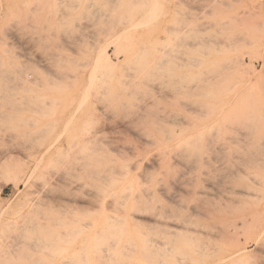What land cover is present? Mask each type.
<instances>
[{"label": "rangeland", "instance_id": "rangeland-1", "mask_svg": "<svg viewBox=\"0 0 264 264\" xmlns=\"http://www.w3.org/2000/svg\"><path fill=\"white\" fill-rule=\"evenodd\" d=\"M239 250L264 264V0H0V264Z\"/></svg>", "mask_w": 264, "mask_h": 264}, {"label": "bare ground", "instance_id": "bare-ground-1", "mask_svg": "<svg viewBox=\"0 0 264 264\" xmlns=\"http://www.w3.org/2000/svg\"><path fill=\"white\" fill-rule=\"evenodd\" d=\"M107 58H106V55L104 54H101V56L99 57V60L100 61H105ZM262 148H263V146H262ZM260 151H261V148H260ZM263 151V150H262ZM4 210V209H3ZM2 210V211H3ZM5 212V211H4ZM121 222L122 223H124V225H125V228H124V230H123V234H122V237L124 238V239H127V240H135V239H139L140 238V233L139 232H136V230H134L130 225H129V222H127V217H121ZM105 229H107V228H104V230ZM189 253V252H188ZM225 253V252H224ZM228 253V252H227ZM238 253V254H237ZM243 252L242 251H236V255L238 256V259H237V256H235V258L237 259V263H234L235 261V259L233 260V259H231L232 261H233V263L234 264H244L245 262L244 261H242V259L244 258V254H242ZM222 254H223V251H222ZM191 255V254H190ZM218 255H220V254H218ZM218 259V258H217ZM222 259V258H221ZM220 259V260H221ZM225 259V258H224ZM220 260L218 261L219 263H221L222 261H223V259L221 260V262H220ZM230 261V260H229ZM225 262V261H224ZM226 262H227V260H226ZM218 263V264H219ZM222 264V263H221ZM230 264H232V262L230 263Z\"/></svg>", "mask_w": 264, "mask_h": 264}]
</instances>
